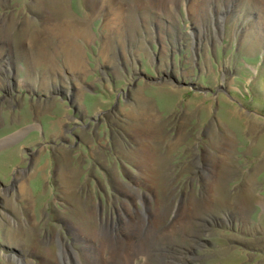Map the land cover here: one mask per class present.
<instances>
[{
	"label": "rangeland",
	"instance_id": "rangeland-1",
	"mask_svg": "<svg viewBox=\"0 0 264 264\" xmlns=\"http://www.w3.org/2000/svg\"><path fill=\"white\" fill-rule=\"evenodd\" d=\"M17 134L0 264H89L96 217L164 231L146 264H264V0H0Z\"/></svg>",
	"mask_w": 264,
	"mask_h": 264
},
{
	"label": "bare ground",
	"instance_id": "bare-ground-1",
	"mask_svg": "<svg viewBox=\"0 0 264 264\" xmlns=\"http://www.w3.org/2000/svg\"><path fill=\"white\" fill-rule=\"evenodd\" d=\"M64 36L67 37V35ZM18 135L19 134L12 136V138H9L8 140L1 141L0 146L6 142L14 140ZM164 214H166L165 211ZM143 221L144 220L142 219L141 223L138 222L137 224H128L125 230L127 235L130 237V239H128L123 237V233H121L120 236L111 235L112 230H114L112 224H107L101 220L99 221V218L96 217L95 227L88 233L91 235V237H93L94 241H99L101 238L104 242V245L101 248V250H103L102 252L101 250H96L95 244L90 245V247L87 248L89 256L86 258L87 261L89 260V264H103L104 262L108 264H137L140 258L138 256L140 254L145 258L143 263L146 264L149 255L155 252L159 246L158 244H160V238L164 239L167 237H165L166 235H164V231L158 232L159 228L153 227L152 229H148ZM166 231L167 229L165 232ZM60 240L61 239L57 238L55 241L58 243ZM104 254L109 257L107 258L109 259V262H106V257H103ZM61 255L62 253L60 256ZM125 256L127 259H129V261L123 259ZM64 257L65 256L63 255L62 259Z\"/></svg>",
	"mask_w": 264,
	"mask_h": 264
}]
</instances>
